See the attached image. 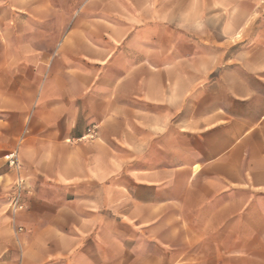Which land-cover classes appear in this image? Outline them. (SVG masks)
I'll return each mask as SVG.
<instances>
[{
  "label": "crops",
  "instance_id": "1",
  "mask_svg": "<svg viewBox=\"0 0 264 264\" xmlns=\"http://www.w3.org/2000/svg\"><path fill=\"white\" fill-rule=\"evenodd\" d=\"M19 262L264 264V0H0Z\"/></svg>",
  "mask_w": 264,
  "mask_h": 264
},
{
  "label": "built area",
  "instance_id": "2",
  "mask_svg": "<svg viewBox=\"0 0 264 264\" xmlns=\"http://www.w3.org/2000/svg\"><path fill=\"white\" fill-rule=\"evenodd\" d=\"M6 159L7 164L11 168H13L18 174H20L19 171L21 169V163L19 161V156L17 155V152L12 151L8 153L6 155ZM13 190V193L9 196L8 204L9 207H11L12 212L16 214L17 212L25 209V205L23 202L25 190L23 188V181L20 176L18 177ZM17 264H21V262Z\"/></svg>",
  "mask_w": 264,
  "mask_h": 264
}]
</instances>
